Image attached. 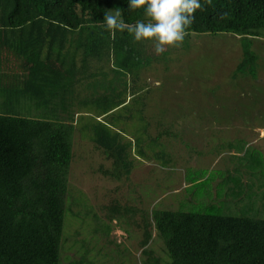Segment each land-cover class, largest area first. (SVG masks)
<instances>
[{"label": "trees", "instance_id": "16d2710c", "mask_svg": "<svg viewBox=\"0 0 264 264\" xmlns=\"http://www.w3.org/2000/svg\"><path fill=\"white\" fill-rule=\"evenodd\" d=\"M128 2L0 0V92L15 82L19 97L26 93L37 99L34 102L46 104L50 94L40 81L51 78V71L57 76L53 77L57 86L52 93L53 113L37 114L40 118L0 114V264L60 263L76 132H91L94 149L112 161L110 168L100 166L99 171L115 181L130 175L134 159H172L160 141L164 135L176 137L171 126L155 129L151 141L156 143L146 152L139 138L127 140L113 113L128 106L140 91H148L143 71L159 60L166 63L177 49L157 55L151 41L136 42L127 30L117 31L113 38L104 26L109 11L121 12L126 23L146 21L144 10L131 12ZM201 3L204 8L195 13L185 39L208 34L240 41L242 56L235 73L255 76L258 55L253 45L264 39V0ZM52 35L58 38V46L54 41L45 49L40 37ZM57 48L59 62L53 66L50 60ZM19 83L25 90L20 91ZM89 104L94 106L95 119L79 126L76 115L89 114L90 110L83 109ZM200 174L187 181L202 183ZM260 175L263 181L258 188L264 185ZM252 195L241 214L226 213L224 207L229 204L225 201L194 210H184L183 203L179 209L154 207L150 212L119 203L118 211L105 216L121 221L132 212V221L143 230L140 264H264V217ZM260 195L264 200V191ZM137 214L141 221H136ZM153 230L166 258L156 256L150 246Z\"/></svg>", "mask_w": 264, "mask_h": 264}, {"label": "rangeland", "instance_id": "374dc122", "mask_svg": "<svg viewBox=\"0 0 264 264\" xmlns=\"http://www.w3.org/2000/svg\"><path fill=\"white\" fill-rule=\"evenodd\" d=\"M190 38L170 52L166 63L159 60L143 71L148 91L113 111L127 140L139 138L146 152L156 143L151 141L155 129L171 126L176 137L160 140L170 161L134 159L130 175L115 181L99 171L100 166L110 168L112 161L94 149L91 132L75 133L59 264H140L143 230L132 221V212L121 221L105 216L118 211L119 203L150 212L154 207L175 210L184 203V210H194L227 201L226 213L241 214L253 193L264 217V185L258 188L260 174L264 176V39L253 45L258 58L251 77L235 73L240 41L225 35ZM83 109L90 112L76 115L79 126L91 124L96 115L92 104ZM25 110L18 112L40 118ZM199 174L202 183L187 181ZM136 221H141L139 214ZM152 237L154 254L166 258L154 230Z\"/></svg>", "mask_w": 264, "mask_h": 264}, {"label": "clouds", "instance_id": "9594fccd", "mask_svg": "<svg viewBox=\"0 0 264 264\" xmlns=\"http://www.w3.org/2000/svg\"><path fill=\"white\" fill-rule=\"evenodd\" d=\"M211 4V0H205ZM131 12L143 9L146 21L126 23L121 12L109 11L104 16V26L115 38L116 32L127 30L136 42L151 41L154 51L161 55L168 48L182 45L188 35L187 29L195 22V13L203 10L201 0H129Z\"/></svg>", "mask_w": 264, "mask_h": 264}, {"label": "crops", "instance_id": "0c3cea01", "mask_svg": "<svg viewBox=\"0 0 264 264\" xmlns=\"http://www.w3.org/2000/svg\"><path fill=\"white\" fill-rule=\"evenodd\" d=\"M54 41L56 46H58V38H56L55 36L52 35V36L40 37V42L43 43L44 45L43 47L45 49L49 47L48 44H52L53 46ZM47 52H48L47 50H44V53ZM58 62H59V55L57 48V50L53 53L51 57L50 64L53 66H57ZM50 75L51 78H44L42 79V82L40 81V83L42 84V89H44L47 92V94L48 93L50 94V100H51L50 102H47L46 104L40 102H34L36 98L33 97L32 95H27L26 93L21 94V96L19 97L18 92L16 93L17 87L15 85V82L14 83L12 82L7 88L3 89L4 91L2 90L0 92V114L19 113L18 111L22 108L26 109L24 113H28V114L53 113L54 97L52 93H53V89L57 88L56 82L53 81L54 79L53 77H57V76H54L52 71L50 72ZM20 86L22 88L20 91L25 90V86L23 87L21 84ZM73 92H75V88L73 89ZM39 98L40 96H38V99ZM56 100H58L57 97ZM138 159L144 160L141 158Z\"/></svg>", "mask_w": 264, "mask_h": 264}, {"label": "built area", "instance_id": "2783aa9c", "mask_svg": "<svg viewBox=\"0 0 264 264\" xmlns=\"http://www.w3.org/2000/svg\"><path fill=\"white\" fill-rule=\"evenodd\" d=\"M261 138L264 140V131H263V133H262V136H261Z\"/></svg>", "mask_w": 264, "mask_h": 264}]
</instances>
